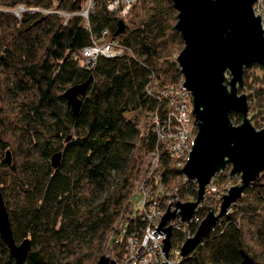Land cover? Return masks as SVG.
<instances>
[{
	"label": "trees",
	"instance_id": "1",
	"mask_svg": "<svg viewBox=\"0 0 264 264\" xmlns=\"http://www.w3.org/2000/svg\"><path fill=\"white\" fill-rule=\"evenodd\" d=\"M85 3L0 0V185L13 236L31 239L24 264H90L104 252L121 264L122 224L128 230L144 225L141 216L132 215L133 182L157 143L144 118L139 123L127 113L144 117L157 109L162 114L167 99L161 89L183 79L176 55L184 40L173 0H138L119 34L120 18L107 9L106 0H94L89 23L79 14ZM19 4L26 7L20 16L13 10ZM58 10L72 15L65 20ZM104 28L126 51L99 56L87 67L81 50ZM90 76L74 112L64 93ZM244 80L239 92L248 97L252 122L262 127L264 65L246 67ZM230 117L235 123L242 119L237 111ZM162 147L158 195L196 198L197 181L187 178ZM56 151L62 154L55 167L51 156ZM226 180L231 181L226 169L213 177L215 188L209 187L196 210L201 218L205 204L217 209L227 190L220 183ZM195 229V222L174 225L172 246H180ZM243 251L264 264V170L175 264H240ZM0 264H17L1 233Z\"/></svg>",
	"mask_w": 264,
	"mask_h": 264
},
{
	"label": "water",
	"instance_id": "2",
	"mask_svg": "<svg viewBox=\"0 0 264 264\" xmlns=\"http://www.w3.org/2000/svg\"><path fill=\"white\" fill-rule=\"evenodd\" d=\"M257 0H173L178 10L176 28L184 40V46L176 56L183 74V85L193 94L195 121L198 125L189 151V158L182 166L187 178L197 181V197L193 200H172L154 234L166 232L163 251L166 255L172 246L173 225L169 221L178 216L189 223L205 198L206 189L213 177L229 167L231 177L239 182L222 193L220 208L206 205L207 212L195 232L188 235L180 249L181 255L194 247L215 226L222 215L242 195L245 187L264 170V126L257 128L249 116L246 93L239 92L244 86V70L254 63L264 65V27L262 16L256 14ZM125 29L124 19H119L115 34ZM92 76L68 87L65 96L74 112H78L83 95ZM231 111L242 115L239 123L233 122ZM70 138V136L68 137ZM61 151L51 156L52 164L58 166ZM7 162L12 153L6 151ZM174 197L175 193H170ZM0 233L10 247L17 264L24 261L31 249V239L17 241L13 236L8 209L0 185ZM240 264H256L246 252ZM168 259V256H167ZM96 264H118L104 252ZM161 264H168L162 261Z\"/></svg>",
	"mask_w": 264,
	"mask_h": 264
},
{
	"label": "built area",
	"instance_id": "3",
	"mask_svg": "<svg viewBox=\"0 0 264 264\" xmlns=\"http://www.w3.org/2000/svg\"><path fill=\"white\" fill-rule=\"evenodd\" d=\"M137 1L106 0V7L110 12L124 19L129 15ZM93 7L94 0H86L85 5L79 11V14L85 17L87 23H89V16ZM25 9V5L19 4L13 10L16 15L20 16L21 11ZM254 9L256 14L259 12L262 16L264 27V6L261 0L255 2ZM52 10L54 11V9ZM58 12L65 17V20L72 15V12L64 10H58ZM108 33L109 28H104L100 35L93 36L91 43L82 48L81 55L85 66L94 65L99 56H119L126 51V47L117 39L108 38ZM161 93L167 99L165 111L161 114L155 109L148 111L144 116L147 125L155 131L157 143L146 154L144 175L137 180L134 190L136 197H134L132 215L141 216L144 225L141 229L132 228L128 230L125 222L122 224L126 238L120 260L121 264H161L162 261H167L168 264H175L181 255L180 249L183 242L178 247L171 246L169 254L166 255L162 249L164 245L162 238L166 236V232H158L157 236L153 233L155 226L161 221V216L166 211L171 200L172 208H174L176 200L179 199L172 195L169 197L158 195V191L161 188L159 185L161 174L158 172L157 167L160 161L161 146L168 151L178 165L183 166L185 164L189 158V151L191 150L193 137L197 132L198 125L194 122L195 115L192 111L193 94L189 88L183 85V79L164 86L161 89ZM143 132L147 133V131ZM154 187H156L155 190ZM209 187L214 189V183L211 182L208 185L206 192L209 191ZM202 219L195 213L189 223L195 222L197 229ZM169 223L174 226L186 222H183L178 216Z\"/></svg>",
	"mask_w": 264,
	"mask_h": 264
},
{
	"label": "rangeland",
	"instance_id": "4",
	"mask_svg": "<svg viewBox=\"0 0 264 264\" xmlns=\"http://www.w3.org/2000/svg\"><path fill=\"white\" fill-rule=\"evenodd\" d=\"M135 12V11H134ZM183 48V47H182ZM180 52V51H179ZM179 52L177 53V55L179 54ZM176 55V56H177ZM127 115L129 116V117H134L136 120H138L139 121V123H143V116H142V113H140V112H129V113H127ZM242 120V119H241ZM241 122V121H240ZM236 123H239V122H236ZM264 126V125H263ZM257 128H260V127H257ZM137 149V148H136ZM140 153L141 154H143V151H140ZM145 162H146V156L144 157V160H143V162H142V165H141V170H140V172L138 173V175H137V177L135 178V180H134V182H133V190H135V188H136V184H137V180L139 179V178H141L143 175H144V170H145ZM229 169V167L228 168H226V170H228ZM239 182V177H231V181L230 180H226V181H223L222 183H220V184H223V187H226L227 188V190H225L224 192H226V191H228V188H229V186H231L232 184H236V183H238ZM216 188H217V186H216ZM222 189V188H221ZM217 190V189H216ZM223 192V193H224ZM218 195V194H217ZM163 197H169V195H165V196H163ZM174 197H177L176 195H174ZM195 199V198H194ZM217 199H219V197H217ZM221 199H222V197H221ZM191 200H193V199H191ZM182 201H185V200H182ZM204 202V200L202 201V203ZM219 204H218V207H217V211L219 210V208H220V203H221V201H219L218 202ZM205 216V215H204ZM170 222V221H169ZM107 253V252H106ZM103 254V253H102ZM107 254H109V253H107ZM100 257V256H99ZM98 257V258H99ZM98 260V259H97ZM97 260L94 262V263H90V264H96V262H97Z\"/></svg>",
	"mask_w": 264,
	"mask_h": 264
}]
</instances>
